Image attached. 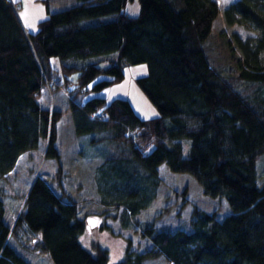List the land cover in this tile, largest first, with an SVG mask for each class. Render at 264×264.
<instances>
[{
  "label": "trees",
  "instance_id": "1",
  "mask_svg": "<svg viewBox=\"0 0 264 264\" xmlns=\"http://www.w3.org/2000/svg\"><path fill=\"white\" fill-rule=\"evenodd\" d=\"M127 2L77 0L50 13L31 33L20 19V3L0 0V181L10 185L20 156L42 142L46 157L61 161L59 124L69 112L78 135L109 134L113 148L97 171L99 204L121 211L122 228L136 227V217L157 198L163 164L192 175L206 196L222 198L230 208L218 219L194 206L190 231L144 224L141 235L153 246L136 252L127 239L125 257L116 264H144L154 257L170 264H264V180L256 168L264 154V0H235L224 9L228 26L258 33L254 41L237 34L231 40L221 30L235 69L227 73L208 50L220 13L216 0H139L137 16L122 12ZM107 16L113 18L82 22ZM94 56H104L99 62L109 66L64 62ZM53 58L61 61L59 69ZM125 63L148 64L149 74L138 82L159 116L142 119L128 100L87 97L122 80ZM73 73L75 81L69 78ZM49 82L55 93L65 90L67 109L51 106L55 93L47 95L49 104L40 102ZM99 113L106 118H94ZM182 139L191 140L188 156ZM57 185L58 191L34 177L11 224L5 220L10 193L1 185L0 264H31L21 252L33 250L53 264H110L108 249L82 241L90 222L98 220L81 215V203L63 180ZM99 230L110 227L104 223Z\"/></svg>",
  "mask_w": 264,
  "mask_h": 264
},
{
  "label": "rangeland",
  "instance_id": "2",
  "mask_svg": "<svg viewBox=\"0 0 264 264\" xmlns=\"http://www.w3.org/2000/svg\"><path fill=\"white\" fill-rule=\"evenodd\" d=\"M20 3V19L28 32L35 33L39 29V23L46 19L50 13L66 9L74 5L77 0H15ZM235 0H216L220 13L212 25V37L208 43L209 54L215 65L227 73L235 71L230 53L225 48L219 36L221 30L225 31L228 38L232 40L233 34H237L242 40L254 41L258 33L244 25L234 24L228 26L224 19L223 11ZM123 13L130 16H137L140 13L139 0H128L122 9ZM113 16L102 18L85 19L84 25H93L101 20H111ZM31 25V26H30ZM238 55L240 52L236 51ZM108 57H115L110 55ZM104 56H94L87 59L69 58L65 60L66 65L83 66L88 63H99L103 67H108L109 63L99 62ZM52 64L60 68L61 61L52 59ZM124 77L108 87L97 92H91L87 97L98 96L104 98L107 103L115 99L128 100L137 115L142 119H150L159 116V111L146 93L141 89L138 79L149 74L147 63L123 65ZM72 81L77 79V73L69 76ZM48 92H50L48 90ZM52 93V92H51ZM55 93V92H54ZM52 93V95L54 94ZM48 96L50 93H47ZM47 95L40 96V102L45 106L50 100ZM86 97V98H87ZM80 99V97L78 98ZM54 108L67 109L68 97L64 89L58 90L53 95ZM101 139L102 142L97 141ZM184 148V155L188 156L191 149V140H181ZM58 144L61 152V161L46 157V142H42L36 150L27 152L9 175L10 185L0 181V187L5 186L10 195L5 202V220L11 224L15 221L17 212L21 207L23 194L30 188L33 178L40 176L46 179L53 188L58 191V180H63L67 191L73 198L81 203V215L88 218H96L98 224L83 235L82 241L86 247L91 248L96 242L108 249L110 254V264H116L125 257L127 239L132 241V250L145 252L153 245L150 240L141 235V227L144 224H152L154 227H168L172 230L190 231V218L194 206H198L206 212L216 214L218 219L224 218L230 213V208L222 198L213 199L203 193L202 186L197 180L187 173H175L170 171L166 165L159 167V176L162 183L157 192V198L151 206L143 210L136 220L138 225L132 229L121 227L118 218L119 211H105L99 204L100 192L97 183V171L102 164L104 157L113 148V143L109 140L108 133L98 134L92 132L78 135L69 112L64 113V117L59 124ZM59 168H61L59 170ZM258 179L264 180V154L256 162ZM261 181V180H260ZM9 186V187H8ZM101 219H99L98 217ZM106 224L110 230H99V226ZM21 254L30 261L31 264H53L49 256L33 250L31 253ZM144 264H170L163 257L147 258Z\"/></svg>",
  "mask_w": 264,
  "mask_h": 264
},
{
  "label": "built area",
  "instance_id": "3",
  "mask_svg": "<svg viewBox=\"0 0 264 264\" xmlns=\"http://www.w3.org/2000/svg\"><path fill=\"white\" fill-rule=\"evenodd\" d=\"M48 90L50 91V92H48ZM56 91V85H55V83H48L46 86H45V88H43L42 89V92L43 93H50V94H52V93H54ZM52 92V93H51ZM94 118H96L97 120H104L105 118H106V116H105V114L104 113H99V114H97V115H95L94 116ZM43 178V177H42Z\"/></svg>",
  "mask_w": 264,
  "mask_h": 264
},
{
  "label": "crops",
  "instance_id": "4",
  "mask_svg": "<svg viewBox=\"0 0 264 264\" xmlns=\"http://www.w3.org/2000/svg\"><path fill=\"white\" fill-rule=\"evenodd\" d=\"M31 151H32V150H31ZM28 152H29V151H28ZM26 154H28V153H27V152H26V153H23V154L20 156V158L18 159V162H17V164H16V167H17V165H18V163H19V160H20L23 156H25ZM16 167H15V168H16ZM15 168H14V170H15ZM14 170H13V171H14ZM13 171H12V172H13ZM12 172H11V173H12ZM11 173H10V174H11ZM10 174H9V175H10Z\"/></svg>",
  "mask_w": 264,
  "mask_h": 264
},
{
  "label": "water",
  "instance_id": "5",
  "mask_svg": "<svg viewBox=\"0 0 264 264\" xmlns=\"http://www.w3.org/2000/svg\"><path fill=\"white\" fill-rule=\"evenodd\" d=\"M90 224H91V226H94V225H96V222H90Z\"/></svg>",
  "mask_w": 264,
  "mask_h": 264
},
{
  "label": "snow or ice",
  "instance_id": "6",
  "mask_svg": "<svg viewBox=\"0 0 264 264\" xmlns=\"http://www.w3.org/2000/svg\"><path fill=\"white\" fill-rule=\"evenodd\" d=\"M31 26V25H30Z\"/></svg>",
  "mask_w": 264,
  "mask_h": 264
}]
</instances>
